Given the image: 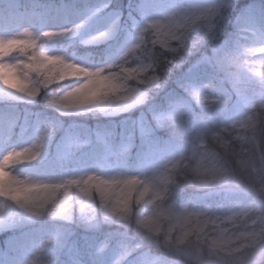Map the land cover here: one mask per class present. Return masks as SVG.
I'll list each match as a JSON object with an SVG mask.
<instances>
[{"label":"clouds","instance_id":"1","mask_svg":"<svg viewBox=\"0 0 264 264\" xmlns=\"http://www.w3.org/2000/svg\"><path fill=\"white\" fill-rule=\"evenodd\" d=\"M237 2L174 0L172 6L143 18L118 54L100 64L59 49L56 45L64 37L57 28L38 32L35 48L26 53L0 55V88L17 95L35 92L37 99L48 93L73 103L82 99L91 80L88 90L99 89L98 95L121 111L146 107L156 127L168 130L175 144L134 171L89 169L59 177L24 171L43 157L53 132L39 155L33 149L36 137L2 151L0 230L21 219L72 220L73 210L86 202L88 222L120 224L160 251L156 264H264V24L242 27L231 43L202 57L223 73L220 79L227 81L229 94L213 77L186 81L184 95L154 103L172 70L218 38ZM33 52L39 55L30 58ZM13 67L19 69L14 73L18 88L9 83ZM233 96L241 104L230 109ZM206 118L210 130L203 126ZM70 178L78 183L68 187L65 181ZM188 189L193 194L182 198ZM9 205L15 215L6 211ZM55 241V235L40 239L21 264H56L47 254ZM130 250L126 248L114 264H123Z\"/></svg>","mask_w":264,"mask_h":264},{"label":"rangeland","instance_id":"2","mask_svg":"<svg viewBox=\"0 0 264 264\" xmlns=\"http://www.w3.org/2000/svg\"><path fill=\"white\" fill-rule=\"evenodd\" d=\"M239 1V0H238ZM23 2V1H22ZM77 2H91L96 3L97 0H31L30 4L23 3V11L17 12L14 18L8 19L6 21H0V33H10L17 29H19L22 26L27 25H33L35 27H41L46 26L51 22V18L47 17L45 15V6L47 4H57V5H63L66 3H77ZM174 3V0H157V7L154 9V12L158 14L165 8H168L172 6ZM39 4V8H35L34 5ZM114 8L123 11L125 13L123 22L121 23V26L119 28V31L116 33L114 37L111 39L101 41L99 43L94 44H86L84 43L85 40L89 39L92 35H94L97 31L102 30L107 23L110 22L112 17L116 15V12L111 11L110 9L104 10L102 13H97L95 17L92 18L87 24H85L81 31L73 37L64 38L62 41H59L57 43V47L61 50L67 51L73 58L93 63V64H100L108 61L109 59L113 58L116 54H118V51L120 50L123 42L126 40L128 36V13L133 12L131 10V2L130 1H124L123 7L119 8L116 7L114 4ZM75 23H80V19H76L74 21ZM119 37H121L120 44L112 51L108 52L106 57L98 62L95 63V60L97 59L92 53L79 55L78 52L75 50V48L80 47H86L88 49H95L102 47L104 45L110 44L113 41H116ZM210 41V40H209ZM207 42L199 51H197L192 57L194 58V65L192 68L195 70L197 68L204 67V72L201 74L200 81H205L208 79H211L213 77H217L215 75L214 71V64H210L208 61L202 59L204 56H211L212 49L216 48L213 44H210V42ZM230 43L229 40H226L223 42ZM210 51V52H209ZM15 51H13L11 54H14ZM115 53V55L113 54ZM7 62V61H5ZM191 69V70H193ZM190 70V69H189ZM11 78V77H10ZM222 82V81H221ZM166 89L161 92L155 100H159L160 98H163L166 94ZM162 94V95H161ZM16 102L17 104H35L37 106L44 107L49 110H53L54 114H47L46 117H39L36 119V124L34 126V129L32 131H35L38 125H40L43 122H50L54 125V127L59 128L60 133H64L61 137L57 136L56 144L54 146V152L55 154H58L61 159L64 160L65 167L61 165H57L51 173L47 172L46 175L52 176V177H59L62 175L72 174V173H79L83 172L89 169H97L102 172H112L119 169H127L132 170L131 167V160L126 153V147L130 145L133 141L139 139V138H146L148 142H151V145L154 147L155 152L152 153V159L155 158L164 147H159V141H156V137H154L155 133L158 131L159 128L156 127L154 121L152 120V117L150 115V112L146 107H139L134 108L127 111H121L119 106L116 105H110V104H101L96 106H87L85 108L69 111V112H61L60 110L53 108L49 105L44 104L43 102H26L22 100H18L15 98H5L0 97V101L9 100ZM241 104V101L236 99L234 102L230 104V109H235L239 107ZM98 114L103 119H112V120H120L122 124L126 125L125 131L127 133V139L123 145V147H114L113 145H109V139L113 136V131H108L106 133L99 132L96 133V135H88L85 131V128L79 124L78 121H75V119H83L85 117L88 118L90 115ZM138 114V115H136ZM227 115V113H226ZM13 119H19L22 124H28L27 119L23 116L22 112L18 111L14 114L7 115ZM5 116H3L4 118ZM1 118V119H3ZM120 118V119H119ZM71 120L73 122V125H70L67 127L66 120ZM86 126V125H85ZM161 131V129H160ZM21 139L27 141L28 135L24 132L18 133ZM87 140H94L96 143H106L108 142L107 149L103 152H100L101 150H98V153H102L99 155V157L94 161L92 164H87V162L77 163V159H74V154L80 152L81 150L85 149V144L83 142H86ZM170 144V143H169ZM168 144V145H169ZM109 146H111L109 148ZM167 145L165 146V148ZM4 149V144L0 143V152H2ZM156 151H159L158 153ZM54 154V153H53ZM52 155V149L50 147V144L48 145V149L43 155V157L38 160L34 165L39 163H44L47 161ZM148 161L141 162L139 167H142L145 163ZM32 165V166H34ZM137 170V169H136ZM24 171L32 172L31 169H24ZM45 175V174H42ZM28 221V224H38V227H44V226H52L54 229V233L51 235H55L58 237V246L67 253L74 252L75 257H78L80 255V250H74L75 242L77 239L78 232L74 227H71L65 222L58 223L54 220H42V221ZM83 223L87 222L86 218H82ZM81 220V221H82ZM104 221V220H100ZM107 223H110L112 226H117L115 230H112L113 233L116 234V232H120L123 234L122 230L124 229L120 224L114 223V222H97L92 223L87 226V229L89 233L93 232L96 234H99L101 229H103L104 226H106ZM86 224V223H84ZM125 230V229H124ZM5 232L4 230H0V233ZM128 234V233H127ZM132 236V234H130ZM133 237V236H132ZM134 241H138L137 244H141L140 247L137 248V252H139V255H137L138 259L132 262L131 264H151L153 260L156 259V257L160 256L161 254L157 253V251L150 248V246H154L148 242H141L138 239L133 237ZM39 241H35L31 248ZM108 241L107 239L104 241H101L94 245V255L98 258L95 262H86L84 264H114V262L122 256L120 251H114L111 256L110 260H106L102 254H105L107 251ZM155 247V246H154ZM87 250H89V247H87ZM156 248V247H155ZM72 252V253H73ZM100 254V255H99ZM24 259L21 256H10L7 253H4L1 251L0 248V264H21V262ZM67 264V263H66ZM77 264V263H76ZM79 264V263H78ZM123 264L124 259H123Z\"/></svg>","mask_w":264,"mask_h":264},{"label":"trees","instance_id":"3","mask_svg":"<svg viewBox=\"0 0 264 264\" xmlns=\"http://www.w3.org/2000/svg\"><path fill=\"white\" fill-rule=\"evenodd\" d=\"M22 1L24 3H29L31 0ZM124 1L131 2V10H134L137 3L140 2V0H114V4L116 5V7L122 8ZM250 24H264V0H239L236 4L235 10L228 17L222 33H220L217 39L210 40L209 42L210 44H213L214 47L219 44H223V42H225L226 40H229V42L231 43L236 33L242 27ZM120 40L121 37H119L116 41L111 42L110 44L95 49L80 47L75 48V50L79 55L92 53L97 58L95 60V63H98L106 57L108 52L114 50L120 44ZM193 61L194 58L190 56L182 67L172 70L171 74L168 76V85L165 88L167 90L166 94L163 98H160L157 101L155 100V104H164L167 96L169 95H180L184 90L182 85L186 81L199 82V75L202 74L205 70L204 67L194 70L192 68V66L194 65ZM213 69V72L217 76V83L220 85L221 91H224L225 94H229L231 92L230 86L228 85L226 80L220 79L223 76V73L219 72L216 66H214ZM236 99L237 98L233 96L232 102H234ZM232 102H230V104ZM5 105H7V107H5ZM17 110L22 112L23 116L27 119L28 124L31 125L30 131H32L34 125L36 124L35 121L37 118L46 117V115L50 113L54 114V112H52L53 110L51 111L35 104H17L16 102L10 101V99L0 101V117L14 114L15 112H17ZM197 111H199V109H197ZM71 120H66L67 127L74 124L73 122H71ZM75 121H78V125L85 128V131L88 135L94 136L98 132L106 133L110 130H113L114 134L108 142L109 145H113L114 147H123L127 139V133L125 131V128L127 126L122 124L120 120L103 119L100 115L95 114L93 116H88V118H76ZM62 135H64V133H60L59 128L54 127L53 135L49 141L50 147L52 149L51 157L44 163L42 162L34 166H30L28 169H31L32 172H35L37 174H46L47 172L51 173V171H53V169H55L58 164L65 167L64 160L54 152V146L56 144L57 136L61 137ZM156 141H159L158 145L160 148H165L166 145L168 146V144L171 143V140L169 139V131L159 130L156 136ZM108 142L106 141V143L100 144L96 143L94 140H87L86 142H83V144H85V149L81 150L77 154L75 152L74 159H77V163L87 162V164L90 165L94 161H96L100 154H102L98 153L99 149L101 150L100 152L104 153V151L108 148ZM110 147L111 146H109V148ZM125 149L131 160L133 171L140 168L138 166V163L147 159L150 152H155V149L151 145V142L149 143L145 138H139L133 141ZM156 152L158 153L159 151ZM192 194V190L188 189L185 191V193L182 194V198H185ZM211 199L214 202L219 201V197H213ZM6 211L12 215L16 214V210L11 205L8 206ZM72 215V220L56 219L54 221L58 223L65 222L71 227L78 229H76L79 232L76 236L77 239L75 242L74 250H80L81 252L78 257H75L73 256V251V253H67L66 251H63L58 246V237L56 236L55 243L47 249V254L53 255L56 258V264H84L86 262L88 263L95 261L98 258L94 256L93 247L97 243L106 239L108 241V246L106 249L108 252L106 254H102V256L106 258V260L110 258V254L114 249H119L123 254L126 248L131 250L129 251L128 255L124 257L125 264L132 263L133 261L138 259L137 255H139V252H137V247H135L138 241L136 242L133 240V237L130 235L131 233L127 234L123 229V234L120 232H116L115 234L112 232V230H115L117 226H112L110 225V223H107L106 226L101 229L99 234L93 232L89 233L87 226L97 222L87 221L84 222L86 223L84 224L82 218H86V214L81 213L79 207L73 210ZM98 222L100 223L104 221L99 220ZM4 231L5 232L0 233V247L2 248V250L11 255H20L24 258V260L27 259L31 254V251L28 248H30L29 246L32 241H38L43 237L49 236L54 233V229L52 226L38 227V224H28V221L26 219L18 220L13 227ZM86 246L89 247V250L92 251V254L88 253L89 251L87 250ZM150 248L161 254L160 251L154 246H150Z\"/></svg>","mask_w":264,"mask_h":264},{"label":"snow or ice","instance_id":"4","mask_svg":"<svg viewBox=\"0 0 264 264\" xmlns=\"http://www.w3.org/2000/svg\"><path fill=\"white\" fill-rule=\"evenodd\" d=\"M22 0H0V21H6L8 19L14 18L17 12L23 11ZM35 8H39V4L34 5ZM157 7V0H140L137 3L133 12L128 13V35L135 25H137L143 18L151 15H155L154 9ZM110 9L117 14L112 17L109 23L102 29L97 31L89 39L85 40L86 44L99 43L111 39L119 31L121 23L123 22L125 13L114 8V0H97L96 3L91 2H77V3H66L63 5L57 4H47L45 6V15L51 18V22L46 26L35 27L33 25L22 26L19 29L10 33H0V55L7 57L13 51L28 52L29 49H33L37 43V33L46 28H57L61 29L58 33L59 36L68 38L76 36L82 29V27L87 24L97 13H102L104 10ZM76 19H80V23H75ZM36 29L37 32H33L32 29ZM115 55V53H113ZM39 55V53L33 52L32 57ZM35 68V65H31ZM19 69L16 67L12 68V73L9 74V83L13 88H18L19 77L14 75ZM27 74V73H26ZM98 75V74H96ZM11 77V78H10ZM68 86L72 82H67ZM91 84V80L84 86L85 91L82 99L79 102L68 103L62 99H58L55 95H49L44 93L41 98L37 99L36 93L22 92L19 95L11 90L0 88V97L5 98H15L18 100L32 102H43L53 108L60 110L61 112H69L87 106H96L101 104H107V98L100 97L98 95L99 89L94 91L88 90V85ZM59 87L57 91H59ZM197 96L200 93H196ZM7 107V105H5ZM203 126L210 130L211 121L207 118L205 119ZM30 124H22L19 119H13L9 116H5L0 119V143L4 144L3 151L9 149H14L17 146H21L32 141L33 137H36V143L33 144V149L36 150V155H39V149L45 142V140L51 137L54 131V125L50 122H43L37 126L35 131H30ZM24 132L28 135V140L25 141L19 136V132ZM175 147L174 143H170L166 148L170 149ZM32 151V149H29ZM11 152H9V156ZM8 157H5L7 160ZM75 174V173H72ZM78 183L75 179H68L65 184L71 187L73 184ZM64 185H57L56 187H63ZM82 192L87 193L88 189H81ZM39 210V209H38ZM2 211V208H0ZM80 211L83 214H88L89 208L88 204L85 202L81 205ZM13 217L10 215L9 220ZM89 219H95L94 216L89 217ZM3 217H0V222H2ZM127 255V253H125ZM151 264H156L155 260Z\"/></svg>","mask_w":264,"mask_h":264}]
</instances>
